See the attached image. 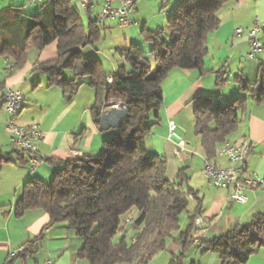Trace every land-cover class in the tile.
I'll return each mask as SVG.
<instances>
[{
	"label": "trees",
	"instance_id": "16d2710c",
	"mask_svg": "<svg viewBox=\"0 0 264 264\" xmlns=\"http://www.w3.org/2000/svg\"><path fill=\"white\" fill-rule=\"evenodd\" d=\"M231 1L180 0L167 20L169 40L164 30L151 32L143 27L141 35L151 51L137 44L120 51L125 62L113 73L111 85L102 62L86 58L82 52L101 41L103 27L92 18L85 24L70 0H51L34 18L20 11L0 17V30L10 36L0 40V56L13 60L16 69L26 65L30 46L42 51L56 42L58 58L36 67L48 77L50 86L59 87L65 97H73L88 78L96 95L92 116L99 128L105 104L122 102L128 108L118 126L106 129L110 136L100 154L55 162L60 169L50 183L28 181L16 206L18 217L31 209H43L51 224H68L84 239L79 255L88 264H149L166 249L173 235L180 233L181 217L188 214V226L178 238L182 253L170 262L184 264L185 254L194 243L202 203L197 200L189 212V196L197 194L189 188L187 170L181 169L177 182H170L166 161L149 153L146 139L159 122L164 104L162 83L169 73L173 69L206 73L208 39L220 28L219 13ZM66 71L74 74L72 80L64 77ZM215 74L217 86L226 83L224 70ZM234 82L244 97L225 105L212 96L196 100L195 134L201 138L208 158L215 157L217 147L238 131L248 98L255 104L264 103V67L256 83L241 76ZM10 161L0 152V173L3 164ZM132 216L135 220L128 224L126 220ZM44 238L42 233L28 243L23 258L34 254ZM262 249L264 214H257L250 224L206 243L203 253L217 254L222 264H247Z\"/></svg>",
	"mask_w": 264,
	"mask_h": 264
},
{
	"label": "crops",
	"instance_id": "0c3cea01",
	"mask_svg": "<svg viewBox=\"0 0 264 264\" xmlns=\"http://www.w3.org/2000/svg\"><path fill=\"white\" fill-rule=\"evenodd\" d=\"M46 1L51 0L31 4L26 0H0V17L6 14L13 16L20 11L21 14L34 18L42 13ZM70 1L84 20L85 16L80 10L78 0ZM179 1L160 0L162 5L160 11L172 4L174 5L172 14ZM98 4L99 6L91 13L93 20L98 18L102 0H98ZM137 13L136 6L133 20L139 24L134 26H140ZM263 15L264 0H232L226 4L219 13L220 28L208 39V54L204 61L206 73L173 69L162 83L164 104L158 124L153 127L146 139L147 148L150 154L166 161V177L170 182L176 183L178 172L183 168L187 170L189 188L197 194L189 196L191 201L189 212H193L197 200H200L202 212L197 218L206 220L201 227L195 224L194 241L201 239L202 242L200 245L193 243L185 254L184 264H222L217 254L203 253L205 244L237 227L250 224L257 214H264V189L246 187L247 202L239 203L231 200L232 190L216 189L206 178L205 160L224 168L232 165L217 154L223 144L217 147L215 157H207L201 138L195 134L194 119V106L198 98L212 96L225 105L245 96L234 82L237 76L251 84L257 82L260 68L264 67V55L249 59L248 37L238 38L235 32L237 29H243L245 32L252 29L256 20ZM112 26L120 27L118 25L109 27ZM9 37L8 33L0 30V39L8 40ZM262 39L264 40V36ZM94 46L82 49L83 54ZM128 48L118 49L117 52L119 54ZM6 58L0 56V152L4 157L9 156L11 161L3 164L0 173V264H88L79 255L85 241L77 236L68 224H51L50 216L43 209H31L18 217L16 206L28 181L39 179L47 183L49 179H53L60 169L55 162L64 163L84 154L101 153L103 143L110 133L109 129L101 126L99 128L94 123L92 108L95 103V91L89 86L87 78L73 97H65L59 87L50 86L48 77L36 70L40 64L58 58L56 42L42 51L30 46L26 65L12 72L5 68ZM90 58H97L102 62L97 55ZM106 61L109 65L105 71L109 76L125 62L123 58L119 63L110 59ZM220 70L226 72L227 81L217 86L215 72ZM64 77L72 80L74 74L66 71ZM6 86L20 91L25 97L24 108L17 115L15 122L22 126L37 124L43 133L40 151L48 158V162L35 172H31L26 154L14 152L10 146V139L6 133L10 117L3 103ZM248 100V109L240 115L239 129L230 136L228 142L250 143L251 151L247 157L246 167L249 172H257L264 176V103L255 104L250 98ZM171 122L177 125L174 132L169 129ZM181 141L185 143L183 146L179 144ZM188 217V214L181 217L180 233L186 230ZM42 233L45 234V238L37 243L38 250L23 258L24 247ZM180 233H175L167 242L166 249L159 252L149 264H170L174 256L181 254L182 246L178 242ZM247 264H264V249Z\"/></svg>",
	"mask_w": 264,
	"mask_h": 264
},
{
	"label": "built area",
	"instance_id": "2783aa9c",
	"mask_svg": "<svg viewBox=\"0 0 264 264\" xmlns=\"http://www.w3.org/2000/svg\"><path fill=\"white\" fill-rule=\"evenodd\" d=\"M28 3L44 2V0H26ZM80 10L87 17L91 18V13L99 6L98 0H78ZM136 12L135 0H102L100 13L97 21L99 26L105 28L110 25H118L123 28H130L139 23L133 20V15ZM235 36L240 38L247 36L249 39V59H255L264 55V15L256 20L254 27L248 31L237 29ZM7 71L12 72L16 69V63L10 58L4 61ZM109 85L113 83V75L107 79ZM1 87V85H0ZM3 103L6 112L10 116V121L6 126V133L10 139V146L14 152H23L26 154L27 164L31 172L37 171L43 167L48 158L40 151V145L43 141V133L37 124L22 126L15 122L17 115L23 110L25 97L17 90L10 86H6L3 93ZM117 104H124L118 102ZM113 104V105H117ZM112 104H105L104 109ZM125 105V104H124ZM126 106V105H125ZM101 116V127L109 129L107 126H118L122 118L127 114L128 108L117 114L116 123L105 124L103 122V113ZM110 127V128H111ZM177 128L176 123L171 122L169 129L171 132ZM181 146L185 143L180 142ZM251 151V145L248 142L242 144H234L231 142L224 143L218 150V156L225 158L232 166L220 167L209 160L204 162V173L206 178L212 183L216 189L232 190L231 200L246 203L247 197L245 194L246 187L256 189H264V176L257 172H249L246 167L247 157ZM264 158V153H263ZM135 216L129 217L126 222L133 223ZM206 222L203 218H197L195 224L201 227ZM201 233L203 231H200ZM201 239L194 241V244L200 245Z\"/></svg>",
	"mask_w": 264,
	"mask_h": 264
},
{
	"label": "rangeland",
	"instance_id": "374dc122",
	"mask_svg": "<svg viewBox=\"0 0 264 264\" xmlns=\"http://www.w3.org/2000/svg\"><path fill=\"white\" fill-rule=\"evenodd\" d=\"M159 1L160 0H136V6L138 9L137 15L139 18L137 20L140 22V26H132L129 29L113 26L103 28L101 41L97 43L94 48L88 49L84 53V55L89 58L97 55V57L102 60V64L106 70L108 68L107 66L109 65V62L106 60L110 59L115 63H119L121 57L118 54L117 50L126 49L132 43L138 44L147 52H150L151 45L145 42L141 35V31L144 25L146 28L152 31L164 30V36L167 40H169L170 31L167 26L166 18L171 15V11L174 5L169 4L163 11H160L162 5ZM49 3V1H46L45 5H49ZM21 9H23V6ZM84 21L86 24L88 23V19L86 16L84 18ZM110 104L113 105L117 103ZM51 181L52 179H49L47 183H50Z\"/></svg>",
	"mask_w": 264,
	"mask_h": 264
},
{
	"label": "bare ground",
	"instance_id": "6f19581e",
	"mask_svg": "<svg viewBox=\"0 0 264 264\" xmlns=\"http://www.w3.org/2000/svg\"><path fill=\"white\" fill-rule=\"evenodd\" d=\"M126 106L124 104L111 105L104 109L103 122L105 124L114 123L117 118V114L122 113Z\"/></svg>",
	"mask_w": 264,
	"mask_h": 264
},
{
	"label": "water",
	"instance_id": "95a60500",
	"mask_svg": "<svg viewBox=\"0 0 264 264\" xmlns=\"http://www.w3.org/2000/svg\"><path fill=\"white\" fill-rule=\"evenodd\" d=\"M108 128H110L111 126L109 125V126H107Z\"/></svg>",
	"mask_w": 264,
	"mask_h": 264
}]
</instances>
